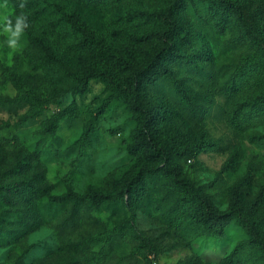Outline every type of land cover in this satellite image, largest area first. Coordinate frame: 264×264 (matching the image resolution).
<instances>
[{"label": "rangeland", "instance_id": "374dc122", "mask_svg": "<svg viewBox=\"0 0 264 264\" xmlns=\"http://www.w3.org/2000/svg\"><path fill=\"white\" fill-rule=\"evenodd\" d=\"M49 1L60 4L67 12L78 7L83 29L61 30L53 20L60 13L53 4L47 14L37 18L31 12L34 33L44 36L60 61L44 55L29 29L15 52L6 46V37L0 33V97L16 96L19 90L12 78L22 76L24 90L33 92L41 107L38 114L27 119L32 104L0 106V175L12 166L13 150L22 146L35 163L39 161L45 167L52 194H63L69 189L77 194L112 189L116 181L145 165L153 178L149 181L153 188L156 181L165 177L160 171L154 172L161 164L144 165L142 154L130 151L137 119L121 99L130 74L116 61L133 57L142 63L146 50L151 48L147 35L159 26L154 20L133 17V12L157 10L173 0ZM229 1L243 9V21L227 20L220 28L207 3L185 0L180 15L181 43L197 64L177 62L173 69L176 78L190 88L193 104L180 99L173 84L166 80L149 91L151 101L161 112L159 139H178L181 150L188 149L189 155L179 160L183 174L197 185H206L222 210L229 206L232 189L243 181L245 200L264 190V117L250 119L236 109L264 87V81L256 75L237 90H231L228 84L245 57L264 47V0ZM3 3L0 0V5ZM21 11L25 12L8 0L7 8H0V16L14 17ZM78 42L82 46L74 48ZM86 68L105 73L91 79L83 94L80 91ZM62 110L65 114L56 133L45 132V124ZM101 110L89 131L90 122ZM87 133L88 140L81 141ZM201 143L203 150L190 155L193 146ZM17 180L18 176H0V189L5 190ZM159 194L153 191L152 197ZM46 201L47 198L42 199L41 210L49 213L50 219L43 227L19 238H3L0 232V264H59L68 256L63 238L51 223L65 216L68 209L50 206ZM86 211L80 218V230L89 235L105 234L89 249L97 252L106 244L105 236L135 213L133 224L141 238L125 230L111 245H105L101 264H147L148 259L158 264H224L234 246L247 237L236 221L222 237H182L161 217L153 198L115 213L106 207ZM20 212L19 206L0 198V221H13L11 225L17 226ZM71 252L83 258L82 251Z\"/></svg>", "mask_w": 264, "mask_h": 264}, {"label": "trees", "instance_id": "16d2710c", "mask_svg": "<svg viewBox=\"0 0 264 264\" xmlns=\"http://www.w3.org/2000/svg\"><path fill=\"white\" fill-rule=\"evenodd\" d=\"M10 1L17 9H20L19 0ZM200 1L207 3L220 28L224 27L227 20H235L236 23L243 21V9L240 5H233L229 0ZM24 3L26 7L23 10L30 22L28 29L32 40L47 58L60 61L55 51L44 41V36L34 33L31 12H34V17L37 18L47 14L50 5L53 4L54 9L57 8L60 11L57 18H53L59 28L63 31H80L82 23L78 7L67 12L60 4L49 0H24ZM184 5L185 0H173L168 6L157 10H135L133 17L147 21L154 20L159 25L147 35L151 48L146 50L142 63L133 57L116 61L130 74L129 83L123 86L124 92L121 95V99L124 98V103L137 119L130 151L135 155L142 154L144 165L148 162L161 164V167L154 172L160 171L165 177L164 180L156 181L155 186L151 188L149 181L153 178L147 174L148 165H145L139 170L127 173L122 180L116 181L112 189H95L84 194H77L69 189L63 194H52L53 186L46 181L45 167L39 161L35 163L32 155L24 147L17 146L12 152V166L2 170L0 176H18V180L6 186L5 190L0 189V198L9 201L11 205L19 206L21 212L15 222L17 226L11 225L13 221H8V224L3 220L0 221V232L3 238L8 235L19 238L22 234L31 233L47 224L50 219L48 218L49 213L41 210L42 199L47 198L46 204L68 209L65 216L51 222L63 238L66 253H69L59 264H101L106 252L105 245H111L113 239L122 236L125 230L141 238L133 224L135 213L117 224L108 236H105L107 237L106 244L97 252L89 249L93 243H99L105 234L97 232L89 235L80 230V218L87 214L86 210L106 207L115 213L126 207H135L141 201L148 203L150 198H153L155 208L161 217L173 225L182 237H222L227 227L236 221L244 229L247 237L234 246L224 264H264V190L254 198L245 200L242 194L243 181L232 189L229 206L222 210L216 205L213 196L207 192L206 185H197L183 174L179 160L189 155L188 149L181 150V142L178 139L162 142L158 137V119L161 120L159 115L161 112L149 97L150 88L166 80L173 84L175 93L180 99L189 104H193L194 101L190 88L182 80L176 78L173 69V65L177 62L197 64L181 43L183 27L180 15H182ZM62 10L64 11L61 12ZM80 46L82 43L78 42L73 47L80 48ZM85 72L84 83L80 91L83 94L86 93L91 79L105 73L103 70L92 68H86ZM256 75L264 81V47L246 56L237 66L228 83L229 88L237 90L246 80ZM12 81L19 90L18 94L14 97H0V106L13 108L23 104H32L33 110L26 114L27 119H32L41 109L37 104V96L31 91L24 90L22 76L15 75ZM236 109L237 113L250 119L256 116L264 117V87L252 97L240 102ZM102 111H98L90 122L89 131L93 130ZM64 114L65 111L62 110L49 119L44 131L56 133ZM86 140H88V133L81 138V141ZM203 147L202 143L193 146L190 155L201 152ZM247 180L248 176L245 177V181ZM156 190L160 194L152 197L153 191ZM71 251H82L83 258L74 256ZM147 264L158 263L148 259Z\"/></svg>", "mask_w": 264, "mask_h": 264}, {"label": "clouds", "instance_id": "9594fccd", "mask_svg": "<svg viewBox=\"0 0 264 264\" xmlns=\"http://www.w3.org/2000/svg\"><path fill=\"white\" fill-rule=\"evenodd\" d=\"M8 0L0 5V8H7ZM18 7L23 10L26 5L24 0H19ZM30 27L28 16L25 12L21 11L14 17L7 14L0 16V33L5 37L6 46L13 52L17 51L21 45V38L25 30Z\"/></svg>", "mask_w": 264, "mask_h": 264}]
</instances>
